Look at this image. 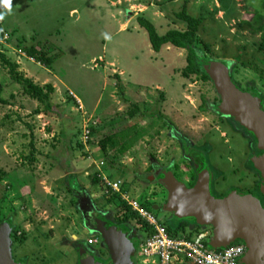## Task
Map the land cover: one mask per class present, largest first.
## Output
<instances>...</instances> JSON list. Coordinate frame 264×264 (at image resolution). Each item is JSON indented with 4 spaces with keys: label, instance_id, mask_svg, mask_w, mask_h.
<instances>
[{
    "label": "rangeland",
    "instance_id": "1",
    "mask_svg": "<svg viewBox=\"0 0 264 264\" xmlns=\"http://www.w3.org/2000/svg\"><path fill=\"white\" fill-rule=\"evenodd\" d=\"M155 1L11 0L10 12L0 5L5 13L0 37L7 36L0 41V51L25 77L53 87L52 110L44 111L0 65L1 97L7 101L0 102L1 125L7 126L0 130V171L17 174L0 177V217L11 223L16 261L81 264L79 244L104 264L105 245L97 233L85 232L83 213L90 204L113 223L123 218L126 203L105 180H119L129 200L150 207L149 212L170 228L182 226L178 235L187 237L208 227L179 220L165 209L168 192L155 176L157 168L192 188L198 177L195 161L203 160L213 171L214 197L232 191L255 195L261 180L250 164L262 153L255 140L215 114L220 96L211 78L182 76L185 49H151L135 12L144 9L138 4L146 5L141 16L159 35L186 27L176 17L183 8L189 16L201 17L195 45L201 67L211 61L225 65L234 85L254 93L264 110V31L249 27L263 22L264 0H157L160 8ZM217 11L224 13L223 19ZM36 43L43 57L51 59L49 65L21 50ZM133 105L138 107L134 114ZM39 111L46 123L40 122L42 130L34 134L30 126L37 125ZM111 135L117 147L126 143L129 149L119 153L108 148L103 154L98 142ZM67 169L77 177L70 180ZM93 177L98 183L91 184ZM25 186L27 191L21 190ZM123 224L129 227L127 241L145 237L138 216ZM92 238L98 241L88 243ZM135 264H142L140 258Z\"/></svg>",
    "mask_w": 264,
    "mask_h": 264
},
{
    "label": "water",
    "instance_id": "2",
    "mask_svg": "<svg viewBox=\"0 0 264 264\" xmlns=\"http://www.w3.org/2000/svg\"><path fill=\"white\" fill-rule=\"evenodd\" d=\"M203 68L209 73L220 96L217 110L243 126L254 137L257 149L262 152L252 159V166L260 177V192L264 196V110L254 93L242 91L234 85L225 65L211 61L204 62ZM200 166L192 188L176 181L169 171L160 173L158 180L168 192L165 209L173 212L179 220L190 219L196 225L209 227V247L224 248L240 241L245 246L240 264H264V208L258 198L237 191L223 198L214 197L210 191V171L205 165ZM87 197L85 200L89 201ZM89 206L91 208L83 213L85 232L91 230L102 239L108 253L104 264H135L137 243L126 240L129 228L104 219L102 214ZM153 209H157V206L154 205ZM10 232L11 223L1 222L0 264H24L13 259ZM77 251L81 264H100L83 246L78 244Z\"/></svg>",
    "mask_w": 264,
    "mask_h": 264
},
{
    "label": "trees",
    "instance_id": "3",
    "mask_svg": "<svg viewBox=\"0 0 264 264\" xmlns=\"http://www.w3.org/2000/svg\"><path fill=\"white\" fill-rule=\"evenodd\" d=\"M176 17L177 19L186 23L185 29L184 30L170 29L161 35H159L156 32L153 24L144 17L137 16L136 21L139 24V26H141L146 31L151 49L153 51L158 52L163 45H171L176 48L186 50V56H185L186 65L181 70V74L183 77H189L190 75H195L202 81H208L210 75L208 72L204 70L203 67H201L200 65L201 62L198 59V53L195 47L198 41L197 31L199 25L202 22V18L201 17L195 18L189 16L186 13L185 8H183L181 12L176 13ZM247 23L249 22L247 21ZM249 27L254 30L264 31V20L261 24H259L256 27H252V26ZM260 47L264 49V32L261 34ZM38 48L39 46L36 43L35 45L23 46L21 50L25 53L27 57L32 58L36 62H42L44 65H49L51 59L49 57L48 58L43 57L42 54L43 52ZM0 65L7 70L10 79L19 86L21 92L24 95H27L29 98L43 105L44 111L52 110L53 106L50 103V95L51 93H53V87L50 84L46 83L40 86L34 83L31 79L25 77L22 73L17 71L18 64L9 57H7L6 53H4L3 51H0ZM1 91H2V85L0 83V102L5 103L4 101L5 99L1 97ZM133 109H134L133 112L134 114L135 111L138 110V107L136 105H133ZM98 144L103 154L106 153V150L108 148L117 149L119 153H124L129 149V145L126 143H122L117 147L118 142L114 135L103 137L102 139L99 140ZM32 151H34L33 148ZM3 175H4L3 172L0 171V177ZM98 181H99L98 178L93 177L91 180V184H96L98 183ZM123 205L125 212L123 218L120 220V222L122 223L126 222L132 216H137L135 212H133L130 209L129 206H127L126 204ZM143 208H145L148 211H152V209L146 205H144ZM0 222H1V217H0ZM161 223L165 226L170 236L173 237L179 236L178 230L182 226L176 225L174 227H171L172 228L171 229L166 225L165 222L162 221ZM143 225L144 227L146 226V224ZM236 242L239 243L240 241H236Z\"/></svg>",
    "mask_w": 264,
    "mask_h": 264
},
{
    "label": "built area",
    "instance_id": "4",
    "mask_svg": "<svg viewBox=\"0 0 264 264\" xmlns=\"http://www.w3.org/2000/svg\"><path fill=\"white\" fill-rule=\"evenodd\" d=\"M6 39V35L0 37L1 42ZM105 181L109 189L146 224L145 237L139 239L137 244L135 263L140 258L142 264H182L183 261L189 264H240V258L245 252V246L241 242L231 243L224 248H211L208 245L211 236L209 227L196 232L194 237L170 236L161 221L136 200H129L128 196L121 193L119 180ZM95 242L94 238L88 239L90 244Z\"/></svg>",
    "mask_w": 264,
    "mask_h": 264
},
{
    "label": "flooded vegetation",
    "instance_id": "5",
    "mask_svg": "<svg viewBox=\"0 0 264 264\" xmlns=\"http://www.w3.org/2000/svg\"><path fill=\"white\" fill-rule=\"evenodd\" d=\"M199 108H201L202 110L203 109H205V100L204 99H202V102H201V104L199 105ZM215 114L219 117V118H224L225 120L224 121H226V123L229 125V126H232L233 128H235V130H238V131H241V132H243L244 130V132L246 133H248V134H250L243 126V128L244 129H242V127H240L238 124V122L237 121H235L231 116H229V115H226V114H223V113H221V112H219L218 110L215 112ZM246 133V134H247ZM247 136V135H246ZM247 138H249V139H251V142H252V140H253V142H254V137L250 134V137H248L247 136ZM252 147V146H251ZM203 160H199V161H195V162H197V164L200 166V165H205L203 162H202ZM202 166V167H203ZM201 167V166H200ZM250 167L255 171V173L256 174H258V172L253 168V166H252V164H250ZM204 168V167H203ZM202 168V169H203ZM162 171H165V170H160L159 168H157L155 171H154V173H155V176L156 177H158L159 178V175H160V173L162 172ZM210 171V170H209ZM210 174H211V179H210V191H211V194H212V192L213 193H215V191H214V189H213V184H212V177H213V171L211 170L210 171ZM148 177H150V176H148ZM198 178V177H197ZM260 186H261V183L260 182H258V183H256V186H255V188H254V190H253V192H254V194L257 196V198L259 199V202H260V204H261V206L264 208V196H263V194L260 192ZM213 196H214V194H212ZM218 198L220 197L219 195L217 196ZM116 224V223H115ZM117 225H123V226H126V225H124L122 222H120V221H118V223H117ZM129 228V227H128ZM98 241V239H96V242ZM132 241H134V242H136L137 244H138V239L137 238H135V239H133ZM13 254V253H12ZM108 258V257H107ZM13 259L16 261L17 259L15 258V256H13Z\"/></svg>",
    "mask_w": 264,
    "mask_h": 264
},
{
    "label": "crops",
    "instance_id": "6",
    "mask_svg": "<svg viewBox=\"0 0 264 264\" xmlns=\"http://www.w3.org/2000/svg\"><path fill=\"white\" fill-rule=\"evenodd\" d=\"M131 1V0H130ZM159 1H162V0H159ZM153 2V1H152ZM151 3H149V5H150ZM154 6H158V8H160V5H159V2L156 0L155 2H154ZM217 4V3H216ZM138 5H140V6H143V10H139V12H135V16L137 17V16H141V14L142 13H144V11L146 10V5H144V4H138ZM219 5V4H218ZM131 6V5H130ZM220 7V6H219ZM158 12H160L159 10H158ZM156 13V12H155ZM217 13L219 14V15H221V11H217ZM157 14V13H156ZM159 14H161V13H158V16H160ZM223 14L224 13H222V19H223ZM221 17V16H220ZM185 29V28H184ZM184 29H182V30H184ZM24 46V45H23ZM35 79H37V78H35ZM45 79H47V78H45ZM44 79V80H45ZM46 84V83H45ZM55 92H56V90H55ZM10 97H12V95H10ZM5 101V100H4ZM52 101V100H51ZM5 103H7V101H5ZM4 103V104H5ZM3 104V105H4ZM19 106V105H18ZM20 107V106H19ZM18 107V109H20ZM9 116H8V114H6L5 115V119L6 118H8ZM38 118V119H37ZM44 118V114L43 113H41V111H39L38 113H36L35 114V122H37V125H34L33 124V126H30V130L32 129V127H34V129H32V130H34V134L35 133H39L42 129L39 127V125H40V122L42 123V124H44V123H46V122H44L45 120L43 119ZM37 119V120H36ZM34 122V121H33ZM32 122V123H33ZM1 121H0V130H2L3 129V127H7L6 126V124L5 125H1ZM4 129H6V128H4ZM8 130L10 131L11 129L8 127ZM3 131V130H2ZM9 131H7V132H9ZM52 136V135H51ZM50 136V137H51ZM73 158V157H72ZM76 165V163L74 164V166ZM77 168V167H76ZM68 171H66L65 170V175H68V176H71L70 177V180L72 179V178H76L77 176H76V174H77V172H73V170H70V169H67ZM75 171H76V169H75ZM29 172V171H28ZM28 172H25V173H23V174H25V175H31V173L29 174ZM15 173L13 172V173H9V175H7V173H5V175L3 176V179L2 180H5V179H8V178H10L11 176H13ZM16 175V177H17V174H15ZM26 189V191H27V187L25 186V188L23 189H21V190H25Z\"/></svg>",
    "mask_w": 264,
    "mask_h": 264
},
{
    "label": "clouds",
    "instance_id": "7",
    "mask_svg": "<svg viewBox=\"0 0 264 264\" xmlns=\"http://www.w3.org/2000/svg\"><path fill=\"white\" fill-rule=\"evenodd\" d=\"M0 5H2L5 9H7L9 12L11 11V0H0ZM5 18V13L0 12V21H3Z\"/></svg>",
    "mask_w": 264,
    "mask_h": 264
}]
</instances>
